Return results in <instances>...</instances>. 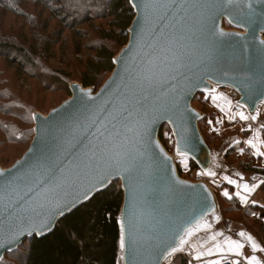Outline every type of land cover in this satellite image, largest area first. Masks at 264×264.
I'll return each mask as SVG.
<instances>
[{
    "label": "water",
    "instance_id": "obj_1",
    "mask_svg": "<svg viewBox=\"0 0 264 264\" xmlns=\"http://www.w3.org/2000/svg\"><path fill=\"white\" fill-rule=\"evenodd\" d=\"M129 1L135 16L128 43L109 78L97 90L70 85V98L46 116L35 114L22 157L0 167V261L116 180L124 264H163L164 249L217 210L205 183L180 178L159 133L168 125L180 153L207 170L195 96L211 83L228 87L256 112L264 101V0H209L217 5L210 11L191 7L205 0H152L150 8L149 0Z\"/></svg>",
    "mask_w": 264,
    "mask_h": 264
},
{
    "label": "trees",
    "instance_id": "obj_2",
    "mask_svg": "<svg viewBox=\"0 0 264 264\" xmlns=\"http://www.w3.org/2000/svg\"><path fill=\"white\" fill-rule=\"evenodd\" d=\"M134 16L129 0H0V153L11 147L23 151L34 136L33 118L38 104L31 99L37 101L41 92L35 88L31 95H24L19 79L35 80L45 91L64 97L70 96L69 87L75 82L84 88L99 89L113 72L115 58L128 43ZM224 28L233 29L227 22ZM69 51L76 57L83 54L86 57L81 60L68 57L65 61L63 58ZM49 60H57L58 66L50 65ZM76 66L82 68L72 73L71 68ZM192 106L203 114L198 122L203 139L208 145L217 140L216 146H220L222 138L214 132L218 120L208 115L209 96L198 93ZM208 128L211 132L204 133ZM170 132V127L164 125L159 133L166 150ZM236 151L234 145L225 157ZM188 159L190 171L201 169ZM251 162L252 158L248 164L239 165L264 175V171L254 170ZM181 169L177 164L180 178ZM217 201L225 219L228 213L241 211L234 198L226 204L217 195ZM122 202L120 181H113L62 217L51 232L28 239L6 254L0 264H119ZM260 232L264 237L263 226ZM172 264L190 263L185 256H178Z\"/></svg>",
    "mask_w": 264,
    "mask_h": 264
},
{
    "label": "crops",
    "instance_id": "obj_3",
    "mask_svg": "<svg viewBox=\"0 0 264 264\" xmlns=\"http://www.w3.org/2000/svg\"><path fill=\"white\" fill-rule=\"evenodd\" d=\"M216 94H214L215 96ZM210 98V110L217 112L220 115L219 108H214L213 106V96L207 95ZM217 98V96H216ZM260 107V108H259ZM258 109L261 110L262 107H264V102L259 105ZM220 128H217V134L221 135L223 128L221 127V121L219 123ZM264 135V133H263ZM258 138V137H257ZM237 144L236 142L233 143L230 146H226L225 142L222 143L221 147L216 150L213 149L210 154V164L207 170L203 171L201 169L197 171H192V173L195 172H202L203 175L209 173H214L216 171V175L218 172V175H220V186L216 189L212 186L210 183L211 179L210 177L202 178L201 181L207 182V186L210 188V190L213 189L215 194V200L217 204V210L214 211L212 214H210L205 221H207L205 224L210 225V228H203L202 230H196L193 229V235L191 237H187L189 244L185 245L184 248H186V252H178L183 253V256H185L190 264H209L210 261L219 259V256L213 255L208 256L207 251L209 249H212L215 251V245L216 244H224V241L227 239L231 240H237L244 244V248L242 249L243 255L240 257L230 256L226 257V259H239L242 263L247 264V260L251 256H256L258 260L261 261V264H264V251H260L259 249H264V237L261 235L260 232V226H263L264 229V175H261L256 172H252L249 170L243 169L239 164L243 163L242 157L243 150H239L234 154L233 156H230L228 158L225 157L226 152L229 150V148ZM256 147L254 148V151L251 148H246L248 152H251L252 162L251 166L254 170H261L264 171V155H257L256 152L259 150L260 152L264 151V142H255ZM227 147V148H226ZM220 151V152H218ZM250 160H248L247 163H249ZM190 171V170H189ZM239 174V175H237ZM215 175V176H216ZM228 176L229 178L236 180L238 183L243 185L244 183H248L250 186L255 184L259 185L258 188H256L255 192H253L248 197V203H244L241 201L240 197L236 196V193L238 191H241V189H237L235 185L229 184L225 181L224 177ZM243 177V179H241ZM217 179V177H216ZM212 188V189H211ZM227 191L229 193V197H226L224 195V192ZM217 195L220 196L223 200H225L228 204V202L231 199H236L239 202V205L241 207V211L239 213H234L236 216H240L243 220L239 222L230 221L228 218L229 216L222 217L220 215V209L217 201ZM241 195H248L247 193H243L241 191ZM252 201H255V203H252ZM231 213H228L230 215ZM219 217V219L213 221L214 218ZM228 218V219H227ZM240 232H244L245 236L241 237L239 236ZM219 233H223V235H218ZM215 235L216 240L213 241L211 237ZM251 235L259 248L255 251H253L251 247V241L247 240V236ZM199 253H204L201 260H196L195 256Z\"/></svg>",
    "mask_w": 264,
    "mask_h": 264
},
{
    "label": "rangeland",
    "instance_id": "obj_4",
    "mask_svg": "<svg viewBox=\"0 0 264 264\" xmlns=\"http://www.w3.org/2000/svg\"><path fill=\"white\" fill-rule=\"evenodd\" d=\"M69 37L72 38L71 33H70ZM261 39L264 41V36H261ZM68 57L70 60H72L73 58H75V59L80 58L77 60H81V59H84L86 57V55L83 54V56L76 57L71 51H69L67 53V55L64 56L63 59L65 61H68ZM48 63L52 66H55V64H56V66H58L57 64H59L57 60H49ZM80 67L76 66L75 68H71V72L72 73L75 72L76 68L79 69ZM20 80L21 79H19L18 85L21 89V92L24 95H31L34 92L35 88H38L40 90L41 96H38L37 101L32 97L31 102L38 104V106H37L38 108L36 110L37 111L36 113H39L43 116H46L51 110L58 107L61 103L66 101L71 96V92H70L69 97H67V96L64 97V96H62V94H58L56 92L52 93V92L45 91L41 87V84H39L40 82H37L35 80H27L26 81L24 79V81H21V82H20ZM75 83H77V82H75ZM75 83H72V84H75ZM205 94L206 95L209 94V95L213 96V101H212L213 106H214V108L218 107L219 112H220V115H219L217 112H215L213 110L211 111L210 108H208L209 109L208 115L209 116H216V119L218 120V127H217V125H215L216 130H217V128H220V126H219L220 121H221V127L223 128L221 135L217 134V131L214 129L216 137L221 136V138H222V140L220 141V143H221L220 146H218V147L216 146V144H218L217 140L215 141V140L211 139L212 145H208L206 143V141L204 140L207 148L210 151V154H211V151L213 149L218 150L221 147L223 142H225V145L228 147V146L232 145L233 143L239 141V143L235 144L237 147V151L243 150L242 157L244 159H242V160H244V161H242V162L245 164H248L247 163L248 160H250V158H252V157H251V152H248L246 150V148H251L253 151H254V148L252 146H250L249 144H247L246 141L252 140L254 144L257 141H259L261 143L264 142V135H263L264 128L261 127L262 125H264V107H262L261 110L257 108L255 113L250 112L244 105H242L239 102L240 97L235 90L228 88V87L218 86V85H215L212 83L210 84V88L205 91ZM214 94H216V95L214 96ZM216 96H217V98H216ZM229 102H230V104H229ZM261 104H260V106H261ZM222 109H223V111H222ZM239 112H243L246 116L256 115L257 119L256 120H241L239 118V116L236 115V113H239ZM36 113H34V116ZM202 115L203 114L200 113V117H202ZM206 131L211 132L209 128L205 129L204 133ZM200 133H201V131H200ZM209 134L212 135V133H209ZM167 135H168L167 140H168V145H169V148L167 151L173 157L175 164L176 165L178 164L180 166V168H182L181 169V171H182V177L181 178L184 180H187V181L198 183V182H203V181H201L202 178H205L207 176V177L211 178L209 180H210V183L212 184V186L214 187V189L218 188L220 186V182H222V180H223V179L220 180V177H219L220 175H218V172L216 175V171H214V173L216 175L215 176V175H207V174L203 175L202 172L192 173V171H189V169L187 167L189 159L187 156L180 153V151L178 150L176 139H175V136H174L172 130ZM28 147L23 151L15 148V147L5 148V150L0 153V161L2 164V165H0V167L2 169H7V168L11 167L17 160H19L22 157V155L26 152ZM231 148H232V146L229 148V150ZM218 152H220V151H218ZM234 154H236V153H234ZM201 170L205 171V169H201ZM216 177H217V179H216ZM225 181L227 182V180H225ZM203 183L206 184L207 182H203ZM211 191L214 194L213 189ZM214 196H215V194H214ZM228 216H229L228 218L232 222L233 221L239 222V221L243 220L240 216H236L234 213H231ZM216 218H217V216H216ZM216 218H214L213 221H215ZM197 220L198 221L194 222V225L190 228H194V230H196L198 232V230H202L204 228L202 226L207 221L201 220V219H197ZM198 222L201 225L200 228H197ZM196 231H193V232H196ZM182 236L187 238L185 236V231H184ZM183 251L186 252L187 251L186 248H184ZM123 252H124V249H122V251H121L119 264H124ZM178 256H183V253H176L175 256H170L167 259H164L163 264H172Z\"/></svg>",
    "mask_w": 264,
    "mask_h": 264
},
{
    "label": "snow or ice",
    "instance_id": "obj_5",
    "mask_svg": "<svg viewBox=\"0 0 264 264\" xmlns=\"http://www.w3.org/2000/svg\"><path fill=\"white\" fill-rule=\"evenodd\" d=\"M229 3L232 2V0H228ZM157 5L154 4L152 2V0H149L148 3L145 4V8H150V7H156ZM164 7H172L173 5L171 4H164L162 5ZM180 7H183V5H180ZM191 7H199L202 9H208L209 11L216 8L217 5L214 2H209V0H205V2L203 3H199V2H195L191 4ZM249 7H251V5H249ZM214 24V21H213ZM213 35L219 36V37H223L226 35H229L227 33H224L222 31H214ZM262 45H264V41L260 42ZM149 84H151V81H149ZM90 95V94H88ZM230 104V102H229ZM223 111V109H222ZM236 115L239 116V118L241 120H256L257 116L256 115H250V116H246L243 112H239L236 113ZM262 128H264V125L261 126ZM141 138L143 136V134L141 133ZM236 143H239V141H237ZM247 144H249L250 146H252L253 148L256 147V145L253 143L252 140H248L246 141ZM98 151L100 152V154L103 156L106 152H107V146L103 145L100 146L98 148ZM257 155H264V152H260L259 150H257L256 152ZM115 170L116 171H120V162L117 161V165L115 166ZM124 171H128L129 169L125 168L123 169ZM4 173L0 172V176H3ZM209 175H215V173H209ZM239 175V174H237ZM225 180H227V182L229 184H233L235 185V187L237 189H241V191L243 193H247L248 195H241V191H238L236 193V196L240 197L241 201L244 203H248V197L249 195H251L253 192H255L256 188L259 187V185H249L248 183H244L243 185H241L240 183H238L236 180H233L231 178H229L228 176L224 177ZM241 179H243V177H241ZM102 182V181H101ZM264 183V182H261ZM224 195L226 197H229V193L227 191L224 192ZM85 198H87V194L85 193ZM231 198V197H229ZM252 203H255V201H252ZM264 207V206H262ZM58 213L59 214H63V209H58ZM217 220L219 219V217L216 218ZM47 227V225H42V228ZM201 225L199 224V222L197 223V228H200ZM202 227L204 228H210V225L208 224H204ZM193 235V229L192 228H188L185 230V236L186 237H191ZM218 235H223V233H219ZM239 236L244 237L245 233L244 232H240ZM211 239L213 241L216 240V236L213 235L211 237ZM247 240L251 241V247L253 249V251L257 250L259 248V246L257 245V243L255 242V240L253 239V237L251 235L247 236ZM120 248L124 249L125 245H126V229L123 225V223H121V235H120ZM189 241L188 239H186L185 237H180L179 239V243L178 244H174L169 246V248L164 249V251L161 253V255L167 259L170 256H175L176 253L178 252H182L184 250V246L188 245ZM244 248V244L241 243L240 241L237 240H231V239H227L224 241V244H216L215 245V251H213L212 249H209L207 251V255L208 256H213V255H217L219 256V259H215L209 262V264H241V261L239 259H226V257H230V256H235V257H240L241 255H243L242 253V249ZM260 251H264V249H259ZM204 255V253H199L195 256L196 260H201L202 256ZM247 264H261V261L257 259L256 256H251L248 260H247Z\"/></svg>",
    "mask_w": 264,
    "mask_h": 264
}]
</instances>
